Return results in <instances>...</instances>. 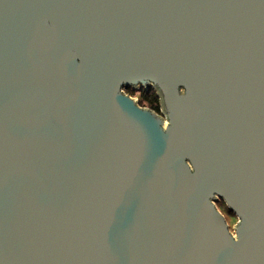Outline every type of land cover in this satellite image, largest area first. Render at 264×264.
<instances>
[{
	"label": "water",
	"instance_id": "1",
	"mask_svg": "<svg viewBox=\"0 0 264 264\" xmlns=\"http://www.w3.org/2000/svg\"><path fill=\"white\" fill-rule=\"evenodd\" d=\"M0 264H264V0H0Z\"/></svg>",
	"mask_w": 264,
	"mask_h": 264
},
{
	"label": "rangeland",
	"instance_id": "2",
	"mask_svg": "<svg viewBox=\"0 0 264 264\" xmlns=\"http://www.w3.org/2000/svg\"><path fill=\"white\" fill-rule=\"evenodd\" d=\"M154 88V87H151ZM148 90V88H142V87H138V86H134V87H127V88H123V90L127 93H129L130 95L134 96L137 98L138 103L143 105V106H148L147 102L144 101L143 99H141L140 95L142 90ZM149 107V106H148ZM217 206L219 207V209L223 212V214L225 215L230 227L234 224L236 217L233 215V213L226 207V205L224 203H221L219 200L217 201Z\"/></svg>",
	"mask_w": 264,
	"mask_h": 264
},
{
	"label": "trees",
	"instance_id": "3",
	"mask_svg": "<svg viewBox=\"0 0 264 264\" xmlns=\"http://www.w3.org/2000/svg\"><path fill=\"white\" fill-rule=\"evenodd\" d=\"M140 97L147 102L150 108L159 111V98L154 88L149 87L148 90H142ZM219 201L224 203L221 199Z\"/></svg>",
	"mask_w": 264,
	"mask_h": 264
}]
</instances>
